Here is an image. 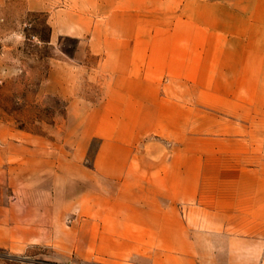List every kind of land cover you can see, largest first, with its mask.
Returning a JSON list of instances; mask_svg holds the SVG:
<instances>
[{
    "label": "rangeland",
    "instance_id": "rangeland-1",
    "mask_svg": "<svg viewBox=\"0 0 264 264\" xmlns=\"http://www.w3.org/2000/svg\"><path fill=\"white\" fill-rule=\"evenodd\" d=\"M213 2L0 0L12 199L47 235L0 264H264V20Z\"/></svg>",
    "mask_w": 264,
    "mask_h": 264
},
{
    "label": "crops",
    "instance_id": "crops-1",
    "mask_svg": "<svg viewBox=\"0 0 264 264\" xmlns=\"http://www.w3.org/2000/svg\"><path fill=\"white\" fill-rule=\"evenodd\" d=\"M213 3L215 5L214 18L220 21V30L234 29L231 23L226 22L234 18L242 21L264 20V0H214ZM236 106V101L227 100L226 107H229L230 112H234L232 109ZM208 121L204 123V129L210 132L213 128L207 123ZM13 156V140L8 139L7 135L0 137V243L45 242L46 226L43 224L45 219L41 212L28 210L25 215L17 214V206L13 203L12 197L18 195L14 189V180L19 175H14L13 172ZM40 176L23 175L22 177L37 179ZM40 190L33 188L30 191L39 193Z\"/></svg>",
    "mask_w": 264,
    "mask_h": 264
}]
</instances>
